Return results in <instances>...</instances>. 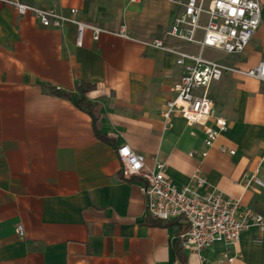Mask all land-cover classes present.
<instances>
[{
	"label": "crops",
	"instance_id": "obj_1",
	"mask_svg": "<svg viewBox=\"0 0 264 264\" xmlns=\"http://www.w3.org/2000/svg\"><path fill=\"white\" fill-rule=\"evenodd\" d=\"M19 1L68 18L75 9V19L103 32L94 40L86 29L78 46L76 25L45 28L0 4V264H181L174 245L187 225L146 213L143 181L121 175L116 150L124 144L149 166L159 157L178 188L200 171L209 183L202 194L219 190L264 215V187L244 186L252 175L264 183V82L229 73L210 86L214 117L227 128L207 148L202 124L175 114L164 129L162 114L183 70L148 44L171 24L175 7L167 0L160 3L171 6V19L154 37L110 20L109 0ZM260 2V26L245 51L208 49L224 54L211 59L205 50L208 59L242 71L264 62ZM145 3L127 0L129 7ZM83 83L94 86L86 98L97 107L95 123L59 96L77 95ZM207 125L217 129L214 119ZM184 253L187 264H217L224 255L235 256L231 264H264V231L252 227L235 245L218 241Z\"/></svg>",
	"mask_w": 264,
	"mask_h": 264
},
{
	"label": "built area",
	"instance_id": "obj_2",
	"mask_svg": "<svg viewBox=\"0 0 264 264\" xmlns=\"http://www.w3.org/2000/svg\"><path fill=\"white\" fill-rule=\"evenodd\" d=\"M149 0H129L131 4H142ZM175 7L174 16L163 38L153 39L148 46L162 50L176 59L183 70L180 81L171 88L173 97L166 103L162 114L164 129L172 127L173 115L179 114L190 125H204L205 146L214 145L219 133L225 131L227 122L214 117V104L208 96L210 86L224 75L233 73L264 82V62L242 71L205 57L206 49H214L228 55L241 54L256 34L262 16L260 0H167ZM0 4L13 7L21 16L31 14L45 28L59 29L66 23L77 27V45L81 46L84 32L91 29L93 39L98 40L102 29L79 22L74 17L77 10L70 11L68 18L55 9H41L19 0H0ZM174 40L175 43H170ZM195 45L196 53L187 52L183 45ZM214 119L215 126L207 125ZM235 155L234 150H228ZM116 154L121 164L124 179L140 178L145 197L146 213L159 221L181 220L187 231L181 236L183 248L200 253L218 241L235 245L241 233L256 227L264 231V215L251 208L241 206L240 200L230 198L213 189L202 194L209 183L200 171L192 174L189 183L178 188L167 176L165 162L154 157L149 166L147 158L124 144ZM207 156V151L202 157ZM252 185L264 187L254 175L247 176L246 188ZM16 232L24 236V228L18 225ZM235 256L224 255L216 263L231 264Z\"/></svg>",
	"mask_w": 264,
	"mask_h": 264
},
{
	"label": "rangeland",
	"instance_id": "obj_3",
	"mask_svg": "<svg viewBox=\"0 0 264 264\" xmlns=\"http://www.w3.org/2000/svg\"><path fill=\"white\" fill-rule=\"evenodd\" d=\"M160 1L149 0L143 5L129 7L127 0H109L107 1L110 4L108 6L114 12V15L109 16L110 20L121 25H131L138 32L151 37L160 36L172 16L171 6L166 1L164 3H160ZM168 6L170 9L166 10L165 8ZM167 17L168 19H166ZM205 55L211 59L224 56L223 53L215 54L208 49H206Z\"/></svg>",
	"mask_w": 264,
	"mask_h": 264
},
{
	"label": "trees",
	"instance_id": "obj_4",
	"mask_svg": "<svg viewBox=\"0 0 264 264\" xmlns=\"http://www.w3.org/2000/svg\"><path fill=\"white\" fill-rule=\"evenodd\" d=\"M93 89L94 86L83 83L78 86L77 95H72L68 93H59V96L64 97L69 101H71L78 109L86 113H89L93 117L95 123L99 119V115L97 114V107H94V105L91 104L86 98V95L89 92H91ZM186 231L187 230H185V232ZM174 251H175L176 260L181 264H187V258L184 253L183 242L181 240V237L175 242Z\"/></svg>",
	"mask_w": 264,
	"mask_h": 264
}]
</instances>
